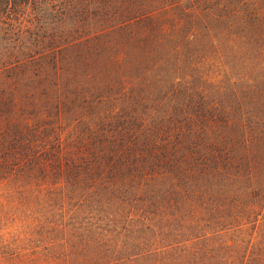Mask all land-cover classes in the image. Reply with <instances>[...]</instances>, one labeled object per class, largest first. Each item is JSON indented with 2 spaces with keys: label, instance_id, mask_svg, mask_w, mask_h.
I'll use <instances>...</instances> for the list:
<instances>
[{
  "label": "trees",
  "instance_id": "obj_1",
  "mask_svg": "<svg viewBox=\"0 0 264 264\" xmlns=\"http://www.w3.org/2000/svg\"><path fill=\"white\" fill-rule=\"evenodd\" d=\"M0 118L44 264H264V0H0Z\"/></svg>",
  "mask_w": 264,
  "mask_h": 264
},
{
  "label": "rangeland",
  "instance_id": "obj_2",
  "mask_svg": "<svg viewBox=\"0 0 264 264\" xmlns=\"http://www.w3.org/2000/svg\"><path fill=\"white\" fill-rule=\"evenodd\" d=\"M5 191L0 187V264H44L45 250L39 248L42 219L7 200Z\"/></svg>",
  "mask_w": 264,
  "mask_h": 264
}]
</instances>
